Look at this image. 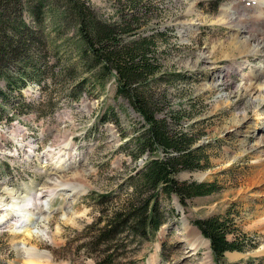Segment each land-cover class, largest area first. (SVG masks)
<instances>
[{
	"label": "rangeland",
	"instance_id": "1",
	"mask_svg": "<svg viewBox=\"0 0 264 264\" xmlns=\"http://www.w3.org/2000/svg\"><path fill=\"white\" fill-rule=\"evenodd\" d=\"M84 1L107 21L134 7L127 0ZM236 1L241 15L250 19L249 30L259 32L262 22L253 16L254 6L247 0L140 1L149 8L139 20L141 31L148 35L156 33L157 27L168 31L164 43L157 44L166 74L156 83L159 115H181L177 118L180 122L174 123L197 134L198 144L210 159L206 169L182 171L178 176L216 181L220 186L212 194L189 200L187 207L176 197L171 199L172 221L158 234L159 247L151 255L154 264H215L209 240L191 222L214 214L234 218L237 235L230 238L246 235L259 244L254 250L228 252V261L264 255V147L258 144L264 133V112L256 108L264 103V95L251 92V77L259 68L264 71V56L231 51L229 43L237 26H232L222 11ZM49 24L52 29L53 23ZM73 35L71 28L67 36ZM48 38L52 39L43 32L39 35L41 40ZM64 54L61 60L67 64V48ZM61 84L58 81L57 86L43 89L47 102L41 106L36 103L41 90L29 85L23 90L25 101L36 103L32 107L41 108L42 114L18 112L11 123L0 122V219L5 216L0 220V264H27L26 248L44 254L43 264H95L82 252L80 258L74 256L77 263L63 257L83 241L79 234L99 216L93 195L106 193L111 186L119 191L127 175L125 166L132 164L120 148L127 137L122 135L125 129H132V120L142 119L126 98L116 96L115 83L105 90L92 88L78 100L58 88ZM111 106L118 120L110 113L113 117L105 121ZM30 108L25 104L22 109ZM61 158L62 165L55 167ZM56 179H65L64 184H54ZM41 188H51V193L31 206L34 212L22 211L14 204L15 199L23 204ZM20 217L27 218V225L17 227ZM68 241L74 242L64 252L61 247ZM30 262L39 264L37 259Z\"/></svg>",
	"mask_w": 264,
	"mask_h": 264
},
{
	"label": "trees",
	"instance_id": "2",
	"mask_svg": "<svg viewBox=\"0 0 264 264\" xmlns=\"http://www.w3.org/2000/svg\"><path fill=\"white\" fill-rule=\"evenodd\" d=\"M33 1L0 0V122L11 123L18 112L42 114L41 108L32 106L47 102L43 89L57 86L58 81L62 83L58 88L75 100L92 88L105 90L115 83L116 96L126 98L142 119L132 120V129L122 135L127 137L120 148L132 164L125 166L127 175L119 191L111 186L106 193L93 195L99 216L86 225L79 234L83 241H76L64 258L75 261V255L80 258L85 253L96 264H144L158 231L172 221L171 199L176 197L187 207L189 200L220 187L216 181L178 176L182 171L206 169L210 159L198 144V135L174 123L181 115H159L156 83L166 74L157 44L164 43L168 31L159 27L151 35L141 31L139 20L149 9L141 0H127L134 7L122 10L114 21L99 18L84 0ZM71 28L75 35L70 37ZM42 32L52 39H39ZM65 48L67 64L61 60ZM31 84L42 93L36 103H27L23 95ZM24 103L31 108L22 109ZM110 113L116 116L114 106L106 111L105 121L113 117ZM191 222L209 240L215 264H264V255L247 261L226 259L227 252L259 246L246 235L229 237L237 235L232 216L214 214ZM73 242H66L61 250L65 252Z\"/></svg>",
	"mask_w": 264,
	"mask_h": 264
},
{
	"label": "bare ground",
	"instance_id": "3",
	"mask_svg": "<svg viewBox=\"0 0 264 264\" xmlns=\"http://www.w3.org/2000/svg\"><path fill=\"white\" fill-rule=\"evenodd\" d=\"M247 1H248L249 5L251 4V5L254 6L253 9H255V11H254L255 15H253V16H256L257 21L262 22V25L260 26L261 29L259 30V32L258 31L253 32V30L252 31L249 30V29H251V27L249 25L250 24L249 23L250 19H248V17H244L243 15H241L242 14L240 12L241 10H238L240 2H237V1L234 2L232 5H230L231 7H228V8H226V9H224L222 11L224 16H226V18L229 19L228 22H230L232 24V26H237L236 33H235L236 36H234L233 40L230 41L229 46L231 48V51L232 50H233V52H237L238 51L239 53H237V54H245V55L250 56V54L262 53L263 56H264V1L263 0H257L256 4H254V0H247ZM255 23H257V22H255ZM245 30L247 31V34L246 33L244 34ZM223 48L224 47H222V49ZM237 54L235 53V55L233 54V56H236ZM263 72L264 71L259 68V69H257V72H256L255 76L251 77L252 78L251 79L252 80L251 81L252 82L251 92L252 91L255 92V93L259 92L260 95H262V94L264 95ZM254 81H256V82L253 83ZM256 108H258V110H261L262 112H264V103L262 102V104H261V102H260L257 105ZM244 121L247 122V115L244 116ZM263 124H264V121H263ZM262 136H263V138H262V140L261 139L259 140L258 144H260L261 147H264V133H262ZM66 139L67 138L65 137V139H63V141H66ZM254 146H252V148H254ZM65 157H67V156H65ZM61 160H62V158L60 160H58V162H57L55 167H59L60 165H62L61 164ZM262 163L264 164V157H262ZM58 179H56L54 181L55 182L54 184L59 185V186L63 185L65 179L64 180H58ZM49 189H51V188H47V189L46 188L45 189L41 188L40 191H37L35 193H31L29 196L27 195L28 198L25 201H22L23 204H21L19 201H17L15 199L14 200V204H17L22 211H26V212H29V213L34 212L32 207L37 203L36 202L37 200L42 199L45 196H47L48 193L49 194L51 193V190H49ZM41 210H42V208H41ZM43 210L45 211L46 209H43ZM4 217H3V219H4ZM21 218L22 217L18 218L17 220H19ZM3 219H0V220H3ZM45 234H48V233L45 232ZM26 252H27V257L29 258L28 261H26L27 264L30 261H32L30 263H34V259H37L39 261L38 262L39 264H43L41 258L44 257V254H41L40 252H37L36 250H34V248L33 249L26 248ZM48 261H50V260H48ZM149 262H150V264H152V263L154 264V262L152 260V256L150 257ZM44 264H48V263H44Z\"/></svg>",
	"mask_w": 264,
	"mask_h": 264
},
{
	"label": "water",
	"instance_id": "4",
	"mask_svg": "<svg viewBox=\"0 0 264 264\" xmlns=\"http://www.w3.org/2000/svg\"><path fill=\"white\" fill-rule=\"evenodd\" d=\"M261 251H263L264 252V247L262 248V250Z\"/></svg>",
	"mask_w": 264,
	"mask_h": 264
}]
</instances>
